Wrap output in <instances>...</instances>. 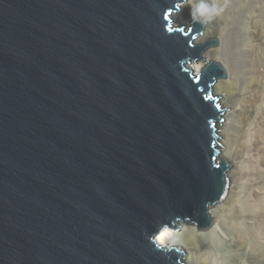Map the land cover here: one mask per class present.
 Returning a JSON list of instances; mask_svg holds the SVG:
<instances>
[{
    "label": "water",
    "instance_id": "1",
    "mask_svg": "<svg viewBox=\"0 0 264 264\" xmlns=\"http://www.w3.org/2000/svg\"><path fill=\"white\" fill-rule=\"evenodd\" d=\"M175 3L0 0V264H185L147 236L212 225L222 42Z\"/></svg>",
    "mask_w": 264,
    "mask_h": 264
},
{
    "label": "bare ground",
    "instance_id": "2",
    "mask_svg": "<svg viewBox=\"0 0 264 264\" xmlns=\"http://www.w3.org/2000/svg\"><path fill=\"white\" fill-rule=\"evenodd\" d=\"M188 5L187 3L183 7L181 14H176L179 18L182 13H187V18L184 19L185 28L190 24ZM253 8L255 7L252 5L251 13L247 12L248 14L245 15L250 24L248 36L251 40L246 41V31L240 20L237 21L239 25L237 29L232 27V29L225 30L229 32L226 36L223 30L218 33L221 35L222 42L220 50L226 54L227 58L226 66L215 57L217 52L214 53L215 48L205 51V61L214 60L226 69V79L217 81L214 84L213 92L215 96L220 95L222 98L219 101L220 108L226 106L228 109L224 116V123H221L217 130V136L221 139L219 158L231 160L234 166L228 171L230 186L226 198L221 203L208 208L209 214L214 219L212 225L206 230H198L193 225L183 223L177 225L178 229L180 227V236L182 235L181 231L187 227L191 231L190 234L199 238V244L194 245L191 257L182 259L185 264H225L227 252L212 250V242L235 245L236 253L238 252L241 256L240 261L244 258L247 264H264V227L262 225L264 224V201L258 199L259 197L264 199V149L261 151L259 146V139H262L264 144V127L261 128L264 123V54L261 50L264 47V7ZM217 19L218 17L213 21H217ZM250 42L251 44H249ZM225 54L223 55L225 56ZM187 67L197 73L203 67V63L190 62ZM244 162L252 163V165H246ZM245 167L248 170H245ZM253 171H255V177L248 180V189L251 193L247 199L250 201V198L254 196L257 200H254L253 204L248 203L243 223L240 220L239 222L235 221L236 227L231 235L219 223V219L228 210V206L236 213L234 220L241 218L243 211L239 206V178L247 176L250 172L248 176L251 177ZM244 223L249 224L248 241L244 235L239 233V226ZM168 229L170 231L178 230ZM182 241L175 247L184 249Z\"/></svg>",
    "mask_w": 264,
    "mask_h": 264
},
{
    "label": "rangeland",
    "instance_id": "3",
    "mask_svg": "<svg viewBox=\"0 0 264 264\" xmlns=\"http://www.w3.org/2000/svg\"><path fill=\"white\" fill-rule=\"evenodd\" d=\"M218 2L225 6V10H224L223 14L220 17H218L217 21H212L211 23H209L207 26H205L203 28L199 38L195 39V44L196 45H202L205 42L210 41V40L211 41L212 40L221 41V35L218 34L220 32V30H223V32H224L227 29H232V27L234 29H237L238 26H239L237 21H239V20L243 22L242 24H244L242 26H244L243 29L246 31L245 32L246 41L248 42L249 40H251L250 36H248V33L250 31V24H249V20L247 19V16H245V15H246L247 12L251 13L250 11H251L252 5H253V7H255L253 9H257L258 7H264V0H218ZM187 3L190 4L191 0H185L184 6ZM253 9H252V12H254ZM182 11H183V7L180 8L179 11L175 12L172 15V20H173V23H174L175 26H184L185 25L184 19L187 18V13H185V12L182 13L183 16L182 15L180 16L182 20L180 19V17L178 18V16H176V14H181ZM228 33H229L228 31H225L224 32L225 36ZM247 37H249V39H247ZM226 38L229 39L228 37H226ZM249 44H251V42ZM220 46L215 47L214 53L217 51L216 52L217 54L215 53V55H216L215 57L218 58L221 62H223L224 65L226 66L227 65V63H226L227 62L226 61L227 60L226 54L223 53V51L220 50ZM212 49L214 50V48H212ZM212 49H208V51H210ZM261 50H262V53L264 54V51H263L264 47H262ZM223 54H225V56ZM223 95H222V97H224ZM222 109L225 111V113L228 112V109L226 108V106L223 107ZM219 126L220 125H218V127ZM261 126H262L261 128H263L264 127V123ZM259 146L261 147L260 149L262 151V149H264V144L262 143V139H259ZM260 152H259V154H260ZM235 163L238 165V163L236 161H235ZM244 163H246V162H244ZM246 165H250L251 166L252 163H250V164L246 163ZM244 169L248 170L246 167ZM254 172L255 171H253L251 177L248 176L251 173L250 172L247 176H241L239 178V182H238L239 185H240V188H239V191H240L239 206L241 207V209L243 211L242 214H241V218L239 217L236 220H234L233 218H234V215L236 213H235L234 210H232V209L230 210V207L228 206L229 207V208L227 207L228 210L225 213H223L221 215V218L219 219V223H221V225H223L225 227V229L228 232L231 233V235L234 232V227H236L234 225V222L235 221L239 222V220H240L241 223H243L242 222L243 218H245V216H246V212H245L246 209L245 208L247 207L248 203L249 204H253V203H255L254 200H257V198L256 199L254 198V196H252L250 198L251 200L253 199L252 201L251 200L249 201L247 199V197H249V194L251 193L250 189H248V183H249L248 180L250 181V178L253 179L255 177ZM258 199L261 200V201H264V199H262L260 197ZM247 220L251 221L250 219H247ZM262 225L264 227V224H262ZM248 227H249V224L247 225L246 223L241 224L239 226V233L241 235L245 236L246 241L249 240V235L247 233ZM253 228L255 229V227H253ZM179 229H180V227H179ZM179 229H178V231H179ZM181 233H182V235L180 237L182 238L181 240H183L182 242L184 243V249H182V251L184 252L183 258L186 257V258L189 259L191 257V255H192V253H193L194 245L195 244H199V238H197L196 236L190 234L191 231L187 227L184 229V231H181ZM211 248H212V250H215L217 252H219L218 250H221V251L225 250L227 252V254L225 256V264H240L241 256H240V254H238V252L236 253L235 245H229V244H224V243L218 244L217 242H212L211 243Z\"/></svg>",
    "mask_w": 264,
    "mask_h": 264
},
{
    "label": "clouds",
    "instance_id": "4",
    "mask_svg": "<svg viewBox=\"0 0 264 264\" xmlns=\"http://www.w3.org/2000/svg\"><path fill=\"white\" fill-rule=\"evenodd\" d=\"M177 9L184 7V0H176L173 5ZM189 7L190 27L195 28L197 25L200 28L207 26L215 18L220 17L225 6L218 2V0H191ZM169 32L172 31L171 27L167 29ZM147 239L149 243L154 245L156 250H162L163 253H167L170 250L175 249V245L179 244L181 237L179 231H170L167 226L157 235H148ZM178 251V249H175ZM240 264H247L246 259L242 258Z\"/></svg>",
    "mask_w": 264,
    "mask_h": 264
}]
</instances>
